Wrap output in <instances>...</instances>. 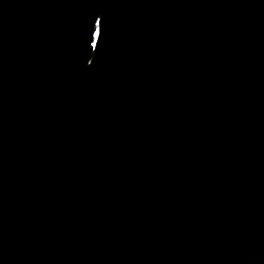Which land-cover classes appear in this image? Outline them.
Wrapping results in <instances>:
<instances>
[{
	"label": "water",
	"instance_id": "water-1",
	"mask_svg": "<svg viewBox=\"0 0 264 264\" xmlns=\"http://www.w3.org/2000/svg\"><path fill=\"white\" fill-rule=\"evenodd\" d=\"M0 264H264V0H0Z\"/></svg>",
	"mask_w": 264,
	"mask_h": 264
}]
</instances>
